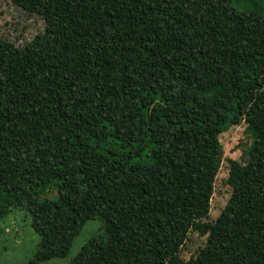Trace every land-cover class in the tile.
I'll return each mask as SVG.
<instances>
[{
    "label": "trees",
    "instance_id": "obj_1",
    "mask_svg": "<svg viewBox=\"0 0 264 264\" xmlns=\"http://www.w3.org/2000/svg\"><path fill=\"white\" fill-rule=\"evenodd\" d=\"M44 28L0 33V222L26 209L37 264H264V0H27ZM245 123L232 195L212 207ZM243 156V155H242ZM57 198H53L57 195ZM207 241L181 256L189 234Z\"/></svg>",
    "mask_w": 264,
    "mask_h": 264
},
{
    "label": "rangeland",
    "instance_id": "obj_2",
    "mask_svg": "<svg viewBox=\"0 0 264 264\" xmlns=\"http://www.w3.org/2000/svg\"><path fill=\"white\" fill-rule=\"evenodd\" d=\"M27 0H0V33L18 46H23L37 32L44 28L41 20L27 18L24 15ZM224 146L222 166L217 175L212 197V207L205 221L214 222L221 214L232 195V186L228 183L230 161L243 160L250 148L253 137L242 123L231 127L221 135ZM243 155V156H242ZM54 195L53 198H57ZM100 219H90L84 224L81 232L75 237L70 252L65 257L53 258L37 264H70L81 251L86 242L102 230ZM40 235L32 226V216L26 209H15L0 222V264H21L30 262L36 255ZM207 236L197 231L189 234L181 251V256L188 260L205 246Z\"/></svg>",
    "mask_w": 264,
    "mask_h": 264
}]
</instances>
